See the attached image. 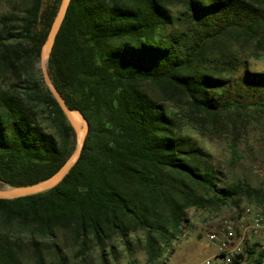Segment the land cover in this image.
I'll list each match as a JSON object with an SVG mask.
<instances>
[{"label":"trees","instance_id":"16d2710c","mask_svg":"<svg viewBox=\"0 0 264 264\" xmlns=\"http://www.w3.org/2000/svg\"><path fill=\"white\" fill-rule=\"evenodd\" d=\"M7 1L0 60L26 74L22 94L0 87V185L29 187L52 178L76 149V134L44 82L32 80L63 0ZM72 0L48 68L67 105L90 129L79 161L57 187L0 199V264H35L73 243L79 257L115 254L114 238L130 257L143 251L157 264L180 239L190 208L239 206L247 196L264 206V191L223 184L212 157L182 135L167 101L187 100L216 118L244 109L219 96L227 76L245 64L249 86H264L241 54L264 51V0ZM169 29L173 30L167 32ZM151 86L154 93L147 90ZM252 86V87H253ZM50 120V132L41 117ZM244 247L233 264L257 254Z\"/></svg>","mask_w":264,"mask_h":264},{"label":"rangeland","instance_id":"374dc122","mask_svg":"<svg viewBox=\"0 0 264 264\" xmlns=\"http://www.w3.org/2000/svg\"><path fill=\"white\" fill-rule=\"evenodd\" d=\"M53 0H45L48 4ZM171 6L174 15L181 14L185 7L173 0ZM209 2L210 0H204ZM12 13V7L7 1L0 2V34L3 30L1 18ZM173 30L169 29L167 32ZM1 52V48H0ZM257 50L248 47L241 54L242 60L248 62V70L251 73H264V51L255 55ZM255 53V54H254ZM32 80L42 84L43 74L40 59L33 60L29 71ZM247 69L242 64L227 76L228 85L219 96L224 100H230L233 105H243L245 108L232 110L219 117L212 118L203 112L192 108L187 100L165 102L168 112L174 117L181 134L190 138L195 146L212 157L213 166L222 174L223 184L239 185L243 188H254L264 191V86L256 90L249 86ZM26 74L16 77L10 69H7L0 60V87L3 90L22 94L25 91ZM42 82V83H41ZM45 84V83H44ZM46 86V85H45ZM147 90L154 93L151 86ZM41 123L50 132L54 133L50 126V120L41 117ZM77 148V138H76ZM76 150V149H75ZM13 189L7 185H0V190ZM239 206L229 204L220 209L208 211L190 208L186 213V221L182 228V234L178 241L157 264H200L205 259L216 253V248L207 238L209 230L222 219H238L247 205L258 204L255 199L247 196L237 197ZM115 246V254L108 249L104 253L107 264H147L143 251L136 252L130 257L121 240L114 238L111 242ZM252 241H247L246 246H251ZM75 245L71 242L68 249L62 254L54 252L45 255L47 264H103L102 252L94 250L82 258L77 255ZM264 250V246L260 248ZM244 250V249H243ZM21 259L25 264H35L31 251L24 243ZM257 254L249 257L245 255L241 264H256Z\"/></svg>","mask_w":264,"mask_h":264},{"label":"water","instance_id":"95a60500","mask_svg":"<svg viewBox=\"0 0 264 264\" xmlns=\"http://www.w3.org/2000/svg\"><path fill=\"white\" fill-rule=\"evenodd\" d=\"M71 3L72 0L62 1L58 15L50 29L48 39L42 48L40 65L43 74V80L46 87L59 104L70 125L75 131L77 138V148L71 155V157L67 160V162L62 166V168L52 178L29 187L13 188L7 191L0 190V199L14 200L18 198L41 194L57 187L70 173L71 169L79 161L82 155L86 137L90 129L89 122L81 111L71 109L67 105L64 97L61 95L56 85L54 84L48 68L49 59L55 46L58 34L66 19Z\"/></svg>","mask_w":264,"mask_h":264},{"label":"built area","instance_id":"2783aa9c","mask_svg":"<svg viewBox=\"0 0 264 264\" xmlns=\"http://www.w3.org/2000/svg\"><path fill=\"white\" fill-rule=\"evenodd\" d=\"M207 238L217 251L200 264H233L247 241L264 246V206L247 205L238 219H222Z\"/></svg>","mask_w":264,"mask_h":264}]
</instances>
